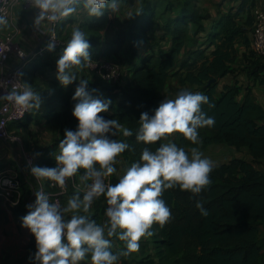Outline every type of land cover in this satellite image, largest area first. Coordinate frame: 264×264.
I'll return each mask as SVG.
<instances>
[{
	"label": "trees",
	"instance_id": "16d2710c",
	"mask_svg": "<svg viewBox=\"0 0 264 264\" xmlns=\"http://www.w3.org/2000/svg\"><path fill=\"white\" fill-rule=\"evenodd\" d=\"M174 1L176 3L167 8L171 15L162 26L171 39L166 47L158 43L156 28L160 25V17L157 5L150 0L143 1L129 28L117 33L114 46L108 52L99 51L101 34L110 28L115 13L106 10L103 16L93 17L85 26L90 32L86 38L89 39V52L94 62L102 59L111 61L109 51L119 50L130 40V58L126 69L120 66L122 77L119 82H105L92 72L96 85L106 88L107 99L112 102L108 111L99 115L106 119H118L133 133L131 136L123 135L122 141L130 147L120 156L130 167L139 160L143 148L155 151L164 142L163 138L148 145L137 141L139 118L142 112L147 111L150 115L154 112L164 100L170 81L177 79L180 87H190L191 91H199L209 97L214 107L209 108L205 104L202 109L215 118L212 127L198 130L199 144H194L178 132L177 139L173 141L178 147H183L190 155L193 147L200 150L212 145H227L237 149L247 148L255 161L264 159V109L256 103L250 90L242 100L239 99L240 88L237 86L225 87L218 94L219 80L234 73L232 67L236 64L239 47L244 48L241 71L255 85L264 86V56H258L253 51L249 37L255 23L254 11L258 8L256 0H241L232 11L210 22H206L209 17L200 15L193 8V0ZM193 27L195 31L192 34ZM62 29L61 25L60 35ZM201 33L205 35L201 36ZM195 36L201 40H196ZM56 50L47 51L44 57ZM139 52L142 53L137 58ZM35 62L37 60L26 67L25 81L27 69ZM42 62L35 64L36 68L45 69L46 64ZM89 69L88 66L78 70ZM126 75L128 79L130 77L129 81H124ZM78 83L75 81L64 87L56 80L52 90L40 94L44 102L41 115L47 124L54 128H76L78 121L72 115L76 101L72 97ZM30 114L23 122L10 125V131L14 126L27 125ZM112 138L115 139L114 136ZM58 151L59 142H54L38 152L39 155L32 153L35 165L54 167V156ZM210 179L211 184L198 194L178 186L163 192L162 198L171 210V217L163 226L154 223L151 228L152 239L162 249L160 254L163 253L164 259L174 264H264V242L260 239V227L264 226V173L250 162L234 159L215 166ZM118 180L112 177L113 184ZM43 184L48 191L51 190V181L44 180ZM22 187L23 198L27 195L34 197L33 184L31 187L22 184ZM72 193L76 191L72 190L69 195ZM67 197L63 198V202ZM197 201L209 210L208 216L200 214L196 208ZM106 207L105 203L102 213ZM27 212L22 202L14 210V215L21 222ZM115 240L126 247L125 242ZM29 248L34 255L36 243L33 235ZM112 251L117 253L120 250L112 246ZM127 257L121 256L119 264H128ZM26 261L18 264H32L30 257ZM89 261L90 257L81 263L91 264Z\"/></svg>",
	"mask_w": 264,
	"mask_h": 264
},
{
	"label": "clouds",
	"instance_id": "9594fccd",
	"mask_svg": "<svg viewBox=\"0 0 264 264\" xmlns=\"http://www.w3.org/2000/svg\"><path fill=\"white\" fill-rule=\"evenodd\" d=\"M28 3L36 10L33 26L38 29L42 23L54 26L72 16L80 5L90 17L97 18L106 10L117 13L121 6V0H28ZM7 25L8 19L0 15V26ZM55 47L53 32L47 51L52 52ZM89 49V39L74 26L56 67L62 86L79 81L72 97L76 101L72 115L78 123L75 129L64 130L54 167H30L34 178L54 182L61 189L66 187L67 178L84 170L80 176L83 195L76 192L61 205L44 191L35 192L34 202L27 205L29 211L21 218L22 227L35 238L32 264H80L89 257L91 264H119L121 256L139 250L142 237L153 235L154 223L163 226L169 221L171 210L162 198L163 192L178 186L198 194L211 184L210 173L216 166V161L197 147L191 148L189 155L174 142H162L155 151L143 148L139 160L127 168L117 183L106 182L117 171V157L130 147L112 137L121 128L124 136L133 133L118 119L99 115L108 111L111 100L93 95L96 90H89V81L78 79L74 67L84 69L91 64ZM0 101L11 103L21 114L39 110L42 104L40 94L26 81L0 93ZM205 104L214 107L206 94L181 89L174 98H165L151 115L147 111L140 114L136 140L148 145L179 132L199 144L198 130L215 124V118L202 109ZM101 196L107 204L102 224L89 214L93 202ZM196 208L202 216L209 215L201 201L196 202ZM113 237L125 242L126 248L114 253Z\"/></svg>",
	"mask_w": 264,
	"mask_h": 264
},
{
	"label": "crops",
	"instance_id": "0c3cea01",
	"mask_svg": "<svg viewBox=\"0 0 264 264\" xmlns=\"http://www.w3.org/2000/svg\"><path fill=\"white\" fill-rule=\"evenodd\" d=\"M256 6L264 10V0H256ZM79 8L80 10L77 13H74L72 18L67 19L62 23L63 28L71 26L72 24L83 29L82 26L85 27L87 23L91 21L93 17H90L87 12L83 10V6L80 5ZM35 15L34 9L27 6L24 0H17L10 16L7 18L8 25L0 26V37L12 34L15 44H17L21 49L25 51L35 49L45 35L47 27L46 22L41 24L40 29L34 27L33 21ZM113 23L108 30L101 34L102 46L99 48V51L101 52L105 53L108 52L109 49H112L116 33L125 28V26L123 25L122 27L120 23L116 25ZM249 37L252 43L253 31L249 34ZM62 52L63 50H61V54ZM243 54L244 48L239 47L236 64L232 67L234 73H231L219 80L218 94H220L225 87L237 86L240 88L239 99L242 100L247 91L250 90L256 103L264 109V86L255 85L254 82L247 77L245 72L241 71L240 68H242L241 63L243 61ZM42 61H44L43 58L38 59L35 64ZM17 63L18 59L12 55L5 67L0 66V83L3 74L13 69ZM35 64H32L27 69L26 81L31 84L33 89L39 94L49 92L53 89L54 82L56 80L58 81L57 72H51L47 69L46 75H41L46 69L43 70L36 68ZM89 70L92 72L91 69ZM77 71L75 70V72ZM90 71L82 70L79 77L89 81V85H91L89 90H96L93 95H100L102 99H107L108 92L106 91V88L102 85H96V80ZM129 80L130 77L128 79L126 75L124 81ZM174 97L175 95L172 98ZM165 98L166 97L164 95V99ZM43 109L44 102L42 101L39 110L33 109L31 111L29 117L30 122L27 125L24 126L23 124L20 126H14L11 130L23 137L29 153L36 154L52 143L60 142V140L64 137V130L67 128H54L47 124L41 115V110ZM40 124L47 126L49 129L41 130L38 134H36L37 126ZM170 137H172L171 142H173L177 139L178 133L170 134ZM114 138L122 141L123 128L116 131ZM165 139L166 137L163 138L164 142H166ZM220 146H223L230 156L229 159L225 160L221 165L227 164L234 159H240L252 163L258 171L264 173V159L255 161L247 148L237 149L234 146ZM117 161L118 162L115 164L117 171L112 175V177L115 178H119L124 174L127 168H129L128 162H126L120 155L117 157ZM5 170L17 173L23 185L26 184L28 187L32 186L33 180L26 167V162L22 152L20 151V147L18 145L12 146L11 144L0 140V173ZM78 171V174L81 176L84 170L81 169ZM73 194L75 193H72L64 199V205ZM34 200L35 198L32 195H27L23 198V207L28 209L27 205L34 202ZM105 203V200H99L95 202L89 210L90 218L96 220L97 223H103L106 219L105 212L102 213L105 208ZM15 209L16 208L6 206L0 200V264H18L19 262L27 263V258L33 256V251L29 248L32 234L28 229L22 227V222H19L16 219V216L14 215ZM262 227L263 226L260 228ZM111 239L113 241L114 249L121 250L126 248L118 244L115 237ZM139 243V250L128 255V264H174L173 261L164 259V254H160L162 249L159 248V245L154 242L152 237H142ZM89 262H91V260ZM80 264L82 263L80 262Z\"/></svg>",
	"mask_w": 264,
	"mask_h": 264
},
{
	"label": "built area",
	"instance_id": "2783aa9c",
	"mask_svg": "<svg viewBox=\"0 0 264 264\" xmlns=\"http://www.w3.org/2000/svg\"><path fill=\"white\" fill-rule=\"evenodd\" d=\"M17 0H0V15L8 18L13 10L14 4ZM27 6H30L28 0H24ZM35 14L36 10L34 9ZM71 17V16H70ZM70 17L66 18L69 19ZM57 22L54 26L48 23L45 35L42 40L31 51H25L15 44L12 34H7L0 37V66L5 67L11 56L14 55L18 59L17 65L8 72L3 74L2 78V91L1 93L10 90L13 84L20 85L25 81L24 72L26 67L34 60L43 58L47 52V44L50 35L55 33L56 47L61 48L64 43L60 35V27L66 20ZM254 27L252 38V49L258 56H264V10L256 8L254 11ZM89 68L95 71V74L103 81L108 83H117L122 77L121 67L108 60L92 61ZM31 112H21L11 103L7 101H0V140L13 145L22 146L24 139L21 135L11 132L9 126L23 122L28 114ZM26 165L30 169L35 165V156L32 153L26 152L24 154ZM35 179V190L44 191L49 195L53 201H59L63 205V198L67 197L69 193L74 190L83 195L84 183L80 180L78 174L73 177L67 178L66 187L61 189L54 182L50 184V191L44 186L43 181ZM90 182V181H89ZM106 182L112 183V176ZM0 200L8 207L17 208L23 201V187L20 177L17 173L9 170L0 173ZM99 200H105L103 196L96 199L93 204Z\"/></svg>",
	"mask_w": 264,
	"mask_h": 264
},
{
	"label": "rangeland",
	"instance_id": "374dc122",
	"mask_svg": "<svg viewBox=\"0 0 264 264\" xmlns=\"http://www.w3.org/2000/svg\"><path fill=\"white\" fill-rule=\"evenodd\" d=\"M143 1H145V0H131V1L121 0L120 10L117 13L112 15V23L114 22L113 23L114 25L120 23L122 25V27L124 25L125 28L128 29L130 26L131 19L134 17V14L137 13V11L141 7ZM150 1H153L157 5V15L160 17V25L156 28L158 43L160 46L166 47L170 43L171 39H170L169 35L165 32V30L163 29L162 26H164V24L167 22L169 16L171 15V12L168 11L167 8H169V6L172 3L174 4L176 2L174 0H150ZM240 1L241 0H193L191 2V5L200 15L209 17V20H207L206 22H210V21L217 19L223 13H228L229 11H232L234 7H237V5L240 3ZM203 22L205 23V20ZM73 27H74V25L71 24V26H68V27L66 26L62 29L61 38H62L64 45L61 48H59L58 50H56L54 53H52V54L49 53V55L44 57L45 62H42V63L46 64V66H45L46 70L43 69L45 71L41 75L45 76L47 69L50 70L51 72H55V71L57 72L56 61L59 58V56L61 55V50L64 49L67 41L71 38V33H72ZM82 27H83V29H81V28L80 29L85 33V37L89 36L90 32L87 30V28L84 26H82ZM194 31H195V28L192 30V34L194 33ZM117 35L118 34L116 33V36ZM200 35L203 36L205 34L201 33ZM195 39L201 40L198 36H195ZM129 43H130V40L128 39L127 43L124 44V47H122L116 51H114V50L109 51V55H108L109 56L108 58L112 62L118 64L119 66H122L123 69H126V65H127L129 58H130ZM191 43L193 44V40H191ZM191 43H189V45ZM141 53L142 52L138 53L137 58H140ZM78 69L79 68H77V67L75 68L76 71ZM92 72L95 74V71L92 70ZM80 74H81L80 70H78V72H76V75L79 77ZM0 87H2V79H1ZM90 87L91 86H88L89 89H90ZM181 89L192 90V88H190V87H186V88L180 87L178 84V80L172 79L170 81L169 86H168L167 90L165 91L164 95L166 98H172ZM1 91H2V88H0V93H1ZM46 129H49V128L45 125L40 124L37 126L36 134H38V132H40L41 130H46ZM174 133L176 134L178 132H174ZM174 133H172V134H174ZM171 139H172V137L168 136V137H166L165 140H166V142H169V141H171ZM8 144H10V143H8ZM11 145L14 146L13 144H11ZM19 147H20V151L22 152L23 157H24V154L26 152H29L27 150V146H26L25 141H24V144L22 146H19ZM200 151L205 156H208L211 159H213L214 161H216V166L221 165L225 160H228L230 157L228 155V153L226 152V149L220 145H212V146H209L207 148L200 149ZM26 167L30 173V169L28 168L27 165H26ZM31 177L33 180V185H34L33 191H34V198H35V192H36V190H35V179L32 175H31ZM63 205H64V202H63ZM101 224H102V222H101ZM260 239H261V241L264 242V226L262 228H260Z\"/></svg>",
	"mask_w": 264,
	"mask_h": 264
}]
</instances>
